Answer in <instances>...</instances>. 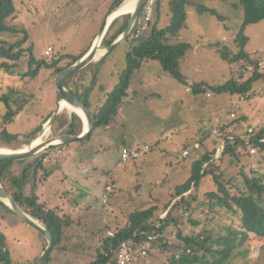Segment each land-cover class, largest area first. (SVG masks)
<instances>
[{"label":"rangeland","instance_id":"374dc122","mask_svg":"<svg viewBox=\"0 0 264 264\" xmlns=\"http://www.w3.org/2000/svg\"><path fill=\"white\" fill-rule=\"evenodd\" d=\"M188 1L215 9L225 17V21L222 22L211 14H200L193 4L187 6V27L182 30L179 41L190 43L193 47L189 55L181 61V70L188 76L189 83L205 81L221 84L231 78L240 80L241 75L244 79L249 78L252 74L251 68L245 67L243 63L231 67L220 59L214 47L217 42H221L232 50H237L234 39L244 19L239 1ZM14 2L16 18L11 20V25L27 30L29 40L24 47L33 46L37 59L46 58L51 61L56 55H76L92 45L93 38L100 33L103 22L108 19L106 16L111 0H14ZM166 23L163 22L164 25ZM246 34L250 38L247 52L253 58L261 59V71L264 72V21L248 26ZM0 40L15 41L13 37L5 34H0ZM49 48L53 50L51 57L45 52ZM126 53L127 45L122 44L109 55L106 64L100 65L102 84L113 87L118 82L119 75L127 68ZM0 62L3 60L0 59ZM19 63L20 66L17 68L20 74L11 76L0 70V96L7 93L10 88L18 89L19 96L20 94L35 96L15 121L3 126L10 137L0 135V148L16 151L29 146L27 144L29 131L41 124L43 118L57 106L55 85L57 77L54 78L53 71L42 68L39 75L31 80L22 76L28 69L26 59L23 57ZM92 69L85 68L90 78L93 77ZM133 90H140L144 98L135 99L137 101L135 104H125L124 111L117 118L118 129L114 127L105 132L102 128L101 131H96L90 141L79 142V150L84 153L82 157L86 164H89L86 185L94 187V190L93 195L87 192L85 196L74 195L79 206L76 217L79 220L80 217L86 216L91 225L81 227L80 224L74 228L76 236L84 237V249L79 253L67 255L62 251H55L56 259H62L64 264H67V260L71 264H88L93 261L96 254L93 246L97 244L94 235L99 233L105 236L107 233L104 218L111 219L109 221L113 224L119 223L117 219L128 216L131 211L151 205L162 207L167 203L175 188L189 179L192 164L200 159L206 150L212 152L216 149L211 164L215 166L217 174H222L225 181L235 178V183H241L242 172L249 175L252 171L264 173V157L258 150L252 152L251 148L250 153L243 152L244 155L239 162L232 160L229 155L222 158L225 147L222 140L224 135L236 134L247 140L249 129L255 132L264 126L263 80L254 84L249 96L212 93L195 96L189 87L164 71L158 61H150L144 63L140 72L134 76L131 91ZM98 93L101 95L100 91ZM6 112V107L0 100V121ZM242 117H247L245 123H234V120ZM224 127L226 133L222 131ZM52 131L49 138L57 136ZM43 132L42 130L38 137ZM118 132L123 133L126 144H133L132 146L148 144L153 148L152 151L137 162L118 164L120 154L114 139ZM167 134L172 136L166 138ZM201 138H206L204 145L200 143ZM195 143L200 144V149H194ZM102 145L108 148L107 151L102 152ZM188 149L191 154L185 158L183 152ZM43 152L45 149L33 158ZM106 153L105 160L103 155ZM92 156H96L95 162L90 161ZM53 159L55 163L59 162L58 152ZM205 167L207 168V165ZM15 169L19 171L18 166ZM111 180L116 184L115 201L107 206L110 201L107 205L103 204L101 191L109 181V185L114 184ZM216 189L213 177L207 176L203 178L197 190L186 194L188 197L192 193L197 198L195 206H198V209L193 215L185 208L178 212V216L182 215V222L179 227L170 228L163 242H170L172 253L178 254L177 244L181 243L177 237V230L192 234L206 228L214 233L224 234L228 228H233V232L241 229V220L238 216L222 208L212 209L207 203L206 194ZM57 205L65 208V211H70L75 204L69 200ZM107 207L119 212L116 217L107 210L104 213ZM107 213L110 216H107ZM165 216L166 213L161 215L162 218ZM191 216L199 226H193L189 222ZM0 240L10 253L12 264H22L39 258L45 242V238L36 230L1 206ZM89 247L92 249H87ZM172 253L153 249L147 258V264H167V258ZM229 264H264V240L250 235L243 247L235 252Z\"/></svg>","mask_w":264,"mask_h":264},{"label":"trees","instance_id":"16d2710c","mask_svg":"<svg viewBox=\"0 0 264 264\" xmlns=\"http://www.w3.org/2000/svg\"><path fill=\"white\" fill-rule=\"evenodd\" d=\"M125 1L114 0L106 17L117 10ZM238 1L243 9L244 19L234 39V45L237 50L234 51L221 42H217L213 46L216 47L215 49L220 59L231 67L243 63L245 67L251 68L252 74L249 78L244 79L241 75L239 76L240 80L231 78L221 84L205 81L190 84L188 76L181 70V61L189 55L193 47L190 43L179 41L182 30L187 27V6L193 4L200 14H211L222 22L225 21V17L220 15L215 9L194 4L188 0H158L148 29L139 38L135 37L140 24L141 13L132 30V34L124 41L123 44L127 45V68L120 76L119 82L113 90L106 94L101 104L94 105L90 100V95L98 82L100 64L114 50L107 53L99 62H92L85 67L93 68L95 66L97 68L93 70L90 89L81 93L75 90L74 81L82 70L68 80L66 88L88 108L94 120V129L86 140H90L93 137L96 129L100 127L106 128L114 121L124 99L128 96L133 75L142 68L144 63L150 61H158L164 71L181 84L189 87L195 96H206L208 93L214 95L249 96L254 84L260 80L264 81V72L261 71V59L253 58L247 52L250 38L246 34V29L252 24L264 21V0ZM15 18L16 6L14 0H0V34L10 35L15 39V41L0 40V59L3 60V62H0V70L11 76L20 74L17 67L20 66L19 62L24 57L28 69L22 74L23 77H29L34 80L42 68H47L53 71L54 78H56L65 69L73 66L83 58L92 47L84 50L79 55L59 54L51 61L46 58L37 59L34 56L33 46L24 47L29 40L27 30L23 27L11 25V20H15ZM129 19L130 14H124L116 18L105 33L102 46H111L127 29ZM163 22L167 23L164 25ZM103 24L105 23L103 22ZM19 93L18 89L10 88L7 93L0 96L1 102L7 110L0 121L2 122L0 123V135L10 137V134L3 129V126L15 121L19 114L35 98L34 94H24L25 96L20 94L19 96ZM57 94L60 99V93L58 92ZM50 117L51 115L45 117L39 126L27 134L29 139L27 144L32 143L35 139L33 144L39 141L41 135L39 137L38 135ZM246 121L247 117H242L234 120V123H245ZM59 123L66 126L63 135L79 136L82 132V121L76 114H73L70 122H66L63 116L58 117L53 124L54 135L60 133L55 129V125ZM222 131L226 133L225 127ZM247 134L249 136L247 140L236 134L224 135L222 140H224L225 147L222 152V158L229 155L232 160L239 162L244 153H250L249 149L251 148L258 150L264 157V126L257 129L253 134ZM204 139L206 138L200 139L202 145L206 142ZM69 145L51 146L33 159L0 163V183L8 190L18 206L34 220L46 226L55 238L54 250L48 264H57L59 261V258L56 259L54 255L55 251H62L69 255L77 254L84 249V237L74 234L79 223L74 217L73 209L65 211V208L61 206H53L41 200L39 194L41 186L51 175V172L47 170V166L52 163V154L56 150L65 149ZM215 150L212 152L206 150L207 152L192 164L189 179L175 188L171 199L162 207L151 205L144 209L131 211L126 217L119 219L117 217L116 219L119 223L107 222L105 226L106 235L102 236L99 233L94 235L97 238V244L93 246L96 254L93 261L88 264H116L117 250L120 243L125 240L133 241L137 249H145L147 257L153 249L163 253H172L170 242L163 243L166 239L165 236L171 227L177 228L182 222V215L178 216L180 210L185 208L187 212H191L193 215L198 209V206H195L197 198L192 193L199 188L201 181L207 176L213 177L217 187L216 191L206 194L207 203L212 209L222 208L238 216L241 220V229L233 232V228H228L224 234L220 232L214 233L206 228L201 232L192 234H185L182 230H177V237L181 242L177 244L178 254L173 252L171 256H168L166 263L229 264L234 258L235 252L243 247L250 235L264 240V173L252 171V174L249 175L242 172L241 183H235V178L225 181L222 174H217L215 166L211 164ZM24 163L26 164L20 171L15 169L17 164ZM206 165L207 168L205 167ZM190 191H192L191 196L187 197L186 194ZM114 195L115 191L112 192L111 196L114 197ZM0 206L20 219L2 201H0ZM164 213H166V216L162 218L161 215ZM189 222L193 226H199V223L193 220L192 216L189 218ZM108 231L113 232L115 237H109ZM41 237L43 238L42 235ZM87 249H92V247ZM10 257L11 255L6 249L4 242L0 240V264H12ZM37 260L38 258L34 261L28 260L22 264H36Z\"/></svg>","mask_w":264,"mask_h":264},{"label":"crops","instance_id":"0c3cea01","mask_svg":"<svg viewBox=\"0 0 264 264\" xmlns=\"http://www.w3.org/2000/svg\"><path fill=\"white\" fill-rule=\"evenodd\" d=\"M114 0H111L109 6H111L112 2ZM112 14V13H111ZM110 14V15H111ZM109 15V16H110ZM108 16V17H109ZM107 17V18H108ZM106 22V21H105ZM104 22V23H105ZM104 25V24H103ZM102 25V26H103ZM99 35V34H98ZM98 35L96 37L93 38V43L92 45L89 46V48L91 46H93L96 38L98 37ZM123 44V43H122ZM121 44V45H122ZM88 48V49H89ZM87 50V49H85ZM84 51V50H83ZM82 51V52H83ZM46 52V51H45ZM81 52V53H82ZM81 53H78L76 55H79ZM107 53L103 52L102 54L96 56L97 59H95L93 62L94 63H97L99 62ZM75 55V54H74ZM108 57L107 56L104 60L103 63H101L100 65H104L106 64L107 60H108ZM99 66V67H101ZM143 67V66H142ZM84 69V68H83ZM82 69V72H80V74L76 77L75 79V90L79 93L81 92H84L88 89L91 88V82H92V77H88V73L87 71L85 72V69L83 70ZM94 69H97L95 66L93 67L92 70ZM142 69V68H141ZM140 69V70H141ZM126 70V69H125ZM124 70V71H125ZM140 70H138L134 75H133V78H132V81H131V86H130V89L128 91V96L124 99L123 103H122V106L121 108L119 109L114 121L106 128L104 127H100L98 129L95 130L94 134H93V137L96 133V131H101V129L103 128L105 132H109L111 129H114V127H116V129H118V126H117V118L118 116L124 111L125 109V104H135L137 101L136 100H139L140 98L143 99V95L141 93L140 90H133V92L131 91V88H132V83H133V79H134V76L140 72ZM123 71V72H124ZM101 71H98V73L100 74L99 75V78H98V82H97V85L92 89V93L90 95V100L91 102L94 104V105H98V104H101L102 101H104L105 97H106V94L110 91L113 90V88L116 86V84L112 87V86H108L106 85L105 83L102 84L101 82V74L102 72L100 73ZM123 73H121L119 75V79H120V76L122 75ZM87 78V80H86ZM101 92V95L98 93V92ZM57 93H58V90H57ZM57 106L55 108L54 111H52L51 113H49L47 116H50L52 117V115L59 109V107L61 106V98L59 99L58 98V94H57ZM136 99V100H135ZM73 114H76L74 111L72 110H69L68 108L66 109H63L61 108V110L58 112L57 116L55 117L54 119V122L55 120L60 117V116H63L65 119H66V122H70L72 120V116ZM77 115V114H76ZM46 116V117H47ZM80 119L81 117L79 115H77ZM50 117V119H51ZM45 119V117L43 118V120ZM49 119V120H50ZM42 120V121H43ZM82 121V132L81 134L83 133L84 131V122L83 120L81 119ZM53 122V124H54ZM42 123V122H41ZM60 124V123H59ZM55 125V129H57L60 133L57 135H63L64 134V130L66 129V126H63V125ZM40 125V124H39ZM38 125V126H39ZM36 127H34L33 129H35ZM32 129V130H33ZM31 130V131H32ZM51 130H53V125L51 127ZM29 131V132H31ZM53 132V131H52ZM170 136H172V134H167L166 135V138H170ZM92 137V138H93ZM91 138V139H92ZM90 139V140H91ZM114 139H115V144H117V148H118V151H119V157H118V164H128L130 162H137L139 160H130L129 162L127 163H123L121 161V153H122V150L123 148L127 147V148H138V147H141V146H144V145H148V144H138L136 146H132V145H128L126 144V140H125V136L123 135V133L121 132H118L115 136H114ZM90 140H83V141H90ZM83 141H80V142H83ZM122 143V144H121ZM25 144V143H24ZM70 145L67 146L65 149H59V150H56L52 156H51V159H52V163L51 164H48L47 166V170L49 172H51V175L50 177L47 179V181L41 186L40 190H39V194H40V197H41V200L43 201H46L47 203L53 205V206H60V205H57L58 203L62 202V201H66V202H72V204L74 203L75 205H72L71 208H73L74 210V217L76 219V221L79 223V225L81 224V227L83 226H86V225H91V223L88 222V219H86V216L84 217H80L79 220H77V217H76V214H77V210L79 208L78 206V200H76L74 197V195H83L85 196L87 193H90L92 194L93 190H94V187H89L88 185H86V180L88 177V170L89 169V164H86V162L84 161L82 155L84 154L83 152H81L79 149H80V143L79 142H73V143H69ZM120 144V145H119ZM195 144H199V143H195ZM194 144V145H195ZM200 145V144H199ZM150 146V145H149ZM27 147V146H26ZM151 147V146H150ZM102 148V152H105L107 151L108 148H105L104 145L101 146ZM8 149V148H6ZM153 148H151V151H152ZM200 149V148H199ZM11 150H14V149H11ZM100 150V149H99ZM18 151V150H17ZM58 151H61V154H59V162L55 163L54 162V159H53V156L56 155V153ZM150 151V152H151ZM149 154V153H148ZM147 154V155H148ZM105 160L107 159V153L105 155ZM33 158V157H32ZM95 158L96 156H92L90 158V161L92 162H95ZM100 158V157H99ZM31 159V158H29ZM28 160V159H27ZM19 162V161H18ZM18 166V170L20 171V168L24 167L25 164H17L15 167ZM84 179V180H83ZM110 182V181H109ZM109 182L106 184L105 188L101 191V196L103 197L104 194H105V191H106V187L109 185ZM114 183L112 186L114 187V191H115V194H116V184H115V181L111 180V183ZM87 192V193H86ZM93 195V194H92ZM110 203L107 205H111L114 201H115V196H111L110 197ZM104 204V203H103ZM105 205V204H104ZM108 211V213L112 214L114 217H116V215L119 213L118 211H115L114 208L110 209V208H106L104 210V213L105 211ZM107 213V214H108ZM107 215V216H110V215ZM115 219V218H113ZM111 220V219H109ZM109 220H107V217H106V220L105 218L103 219L104 221V224L106 225L107 222H110ZM44 245H43V252H44V248H46L47 246V241L46 239L44 240ZM45 246V247H44ZM42 255V254H41ZM147 256L145 257H141V258H138L135 262V264H138V263H142V264H147ZM39 259V258H38ZM69 259V258H68ZM62 259H59V261L57 262V264H64L63 261H61ZM61 261V262H60ZM67 264H71L69 260L66 261Z\"/></svg>","mask_w":264,"mask_h":264},{"label":"water","instance_id":"95a60500","mask_svg":"<svg viewBox=\"0 0 264 264\" xmlns=\"http://www.w3.org/2000/svg\"><path fill=\"white\" fill-rule=\"evenodd\" d=\"M127 1V0H126ZM125 1V2H126ZM148 0H136V6L135 9L131 12L124 13V14H130V19L128 22V27L124 31V33L109 47L102 46V40L103 37L108 30L111 23L118 18L121 15H117L113 20L108 22L106 21L105 24L102 26V29L96 38L92 48L90 51L81 58L77 63H75L73 66L65 69L63 72H61L56 80L55 85L58 90V92L61 95V101H65L66 103L70 104L74 108L81 109L85 115L86 120H84L79 114L81 119L84 122V131L79 136L76 135H59V136H53L46 141H44L41 145L37 147H32V143L29 144V146L22 151H14L13 153H0V163L1 162H18L22 160H27L29 158H32L34 155L42 151L43 149L47 147H51L54 145H60V144H69L73 142H80L85 139H87L91 133V131L94 129V120L93 117L88 110V108L72 93L66 88V84L68 80L73 77L76 73H78L83 68L87 67L89 64H91L98 54L99 50H104L105 53H110L117 47H119L124 41L132 34V30L140 17V14L147 3ZM124 2V3H125ZM123 3V4H124ZM122 4V5H123ZM121 5V6H122ZM120 6V7H121ZM119 7V8H120ZM118 8V9H119ZM117 9V10H118ZM115 10V11H117ZM114 11V12H115ZM113 12V13H114ZM109 18V17H108ZM108 20V19H107ZM100 39L99 44L97 45V41ZM61 106L59 109L53 114L51 119L47 122V125L49 128L52 127L55 117L57 116L58 112L61 110ZM0 201H2L6 206H8L15 214L18 216L25 224L36 230L39 234H41L47 241V247L45 248L42 255L37 260L36 264H48L50 261V258L52 256L54 246H55V238L51 231L44 225H42L40 222L34 220L32 217H30L27 213H25L20 206L14 201L11 194L8 192V190L0 183Z\"/></svg>","mask_w":264,"mask_h":264},{"label":"built area","instance_id":"2783aa9c","mask_svg":"<svg viewBox=\"0 0 264 264\" xmlns=\"http://www.w3.org/2000/svg\"><path fill=\"white\" fill-rule=\"evenodd\" d=\"M157 1L158 0H148L147 3L145 4L141 12L142 16H141L140 24L138 25V28L135 34L136 38H139L140 36H142L143 33L148 29L149 24L152 21L153 16H154ZM52 51H53L52 48H49L46 51V55L51 57ZM234 116L235 114H233V117ZM43 131H44L43 132L44 135L47 133V136L45 137V141H46L47 139H49L51 135V132H50L51 129L48 127L47 123L43 127ZM248 133L253 134L254 130L249 129ZM199 148H200L199 144L194 145V149H199ZM150 151H151V147L149 145H144V146L133 148V149L125 147L123 148L122 153H121V161L123 163H127L130 160H139L143 158L144 156H146L148 153H150ZM252 152H255V150L253 149ZM58 153L61 154V151H58ZM190 154H191V151L189 149L185 150L183 152V157L186 158L190 156ZM112 192H113V187L111 185H108L106 187V191L103 196L104 204H107L109 202ZM108 236L113 238L115 237V234L109 231ZM116 256H117L116 264H135L138 258L147 256V251L141 248L137 249L135 248L133 241L125 240L120 243Z\"/></svg>","mask_w":264,"mask_h":264},{"label":"bare ground","instance_id":"6f19581e","mask_svg":"<svg viewBox=\"0 0 264 264\" xmlns=\"http://www.w3.org/2000/svg\"><path fill=\"white\" fill-rule=\"evenodd\" d=\"M136 6V0H127L117 11H115L114 13H112L107 22L108 24L110 23L111 20H113L117 15L119 14H124V13H128L131 12L135 9ZM100 39H98L97 41V45L99 44ZM104 52V50H99L98 51V55L102 54ZM97 59V58H96ZM61 107L63 109L68 108L69 110L74 111L75 113L79 114L84 120H86L85 115L83 113V111L81 109L78 108H74L73 106H71L70 104L66 103L65 101L61 102ZM47 136V133L44 135H41L39 138L38 143L33 144L35 142V140L32 142V147H37L39 145H41L44 141H45V137ZM28 147V146H27ZM27 147L19 149L18 151H22L25 150ZM30 147V146H29ZM16 150H11V149H6V148H0V153H13ZM156 240V239H155ZM158 240V239H157Z\"/></svg>","mask_w":264,"mask_h":264},{"label":"clouds","instance_id":"9594fccd","mask_svg":"<svg viewBox=\"0 0 264 264\" xmlns=\"http://www.w3.org/2000/svg\"><path fill=\"white\" fill-rule=\"evenodd\" d=\"M54 146H56V145H54Z\"/></svg>","mask_w":264,"mask_h":264}]
</instances>
